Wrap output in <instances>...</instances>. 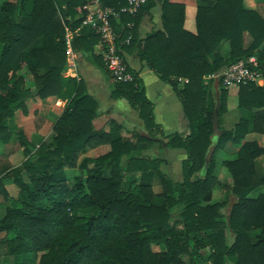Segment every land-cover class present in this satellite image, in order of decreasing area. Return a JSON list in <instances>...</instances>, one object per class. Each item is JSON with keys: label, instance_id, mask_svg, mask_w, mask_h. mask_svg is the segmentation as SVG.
<instances>
[{"label": "trees", "instance_id": "obj_1", "mask_svg": "<svg viewBox=\"0 0 264 264\" xmlns=\"http://www.w3.org/2000/svg\"><path fill=\"white\" fill-rule=\"evenodd\" d=\"M88 1L15 0L0 6V142L16 136L24 155L19 164L0 170V195L6 202L0 250L14 256L16 264H264V175L257 169L264 146L247 139L250 133L264 134V84L239 86L243 114L227 129L222 118L228 87L220 75L256 56L264 79V13L245 7V0H196L193 33L184 27L185 5L161 0L163 27L145 38L139 26L156 0L135 15L111 18L122 49L137 50L182 103L188 133H166L155 120L139 73L131 69L134 80L120 82L107 70L100 35L82 25ZM101 2L115 10L127 5V0ZM67 29L74 33L72 49L90 53L113 79L111 98L126 99L158 141L135 131L124 136L116 120L108 130L95 126L98 101L82 79L65 75ZM49 97L66 104L51 139L34 144L9 120L24 118ZM215 126L220 137L204 171ZM156 142L186 150L180 181L163 171L160 157L145 153ZM229 142L235 156L221 165L232 183L216 174L217 152ZM102 144H109L107 152L81 158ZM67 169L79 172L70 176ZM8 179L19 188L16 197L5 187ZM155 180L160 192L154 190ZM216 187L234 201L214 202Z\"/></svg>", "mask_w": 264, "mask_h": 264}, {"label": "crops", "instance_id": "obj_2", "mask_svg": "<svg viewBox=\"0 0 264 264\" xmlns=\"http://www.w3.org/2000/svg\"><path fill=\"white\" fill-rule=\"evenodd\" d=\"M171 1L183 3L185 5L184 27L187 30L196 33V0ZM258 2L259 1L257 0H245V7L252 9L257 8L256 6L259 5ZM162 15L163 1L156 0V5L150 11H146L143 15L142 21L139 26V36L141 38H145L152 31L162 29ZM246 39L249 40L248 35ZM224 49L225 53H227L229 50L228 43L225 44ZM124 53L130 68L139 73V76L143 79L147 97L154 103L155 120L161 125L163 131H165L166 133H188V120L184 114L182 103L173 87L169 83L163 81L158 76V74L147 65L145 61H142L140 59L137 50H134L132 52L124 50ZM67 72L70 76H75L79 79H82L86 84L88 93L98 101L99 115L95 119V126L97 128L105 127V129L108 130L109 122L111 120H116L123 124L124 128L122 130V134L124 136H131L133 131L139 132L144 136L149 135L144 121L140 118L137 110H135L126 99L115 100L111 98L113 79L110 77V75L102 72V70L92 62L90 53L85 51H75L70 46L68 48ZM262 82L264 84V79ZM238 91L239 87L233 86L228 88L227 110L222 118V125L224 128H232L240 118V110L238 108ZM53 101H55V105L52 104ZM38 105L41 106V113L44 109H47L49 110V113L51 111L59 115L62 112L60 108H64L65 106V101L57 99L56 97H49L47 99L41 100ZM251 134L257 133L248 134V139L249 135ZM263 139L264 138L262 137L261 141H259L258 139L249 140H257L261 145H263ZM156 143L160 145L159 142ZM156 143L151 145L149 149L154 148L157 145ZM178 151H180V159L183 160L184 158H186L187 153L185 149L179 148ZM235 151L236 147L233 144L226 145L225 148L220 150V152L222 153L230 152L229 154H234ZM257 169L259 174L263 176L264 156H261L257 159ZM220 172H223V170H221Z\"/></svg>", "mask_w": 264, "mask_h": 264}, {"label": "rangeland", "instance_id": "obj_3", "mask_svg": "<svg viewBox=\"0 0 264 264\" xmlns=\"http://www.w3.org/2000/svg\"><path fill=\"white\" fill-rule=\"evenodd\" d=\"M5 1H15V0H0V6ZM257 1H259L258 2L259 5H257L256 7L264 13V0H257ZM249 42H250V38L249 40L246 39V44H248ZM67 74L68 72L66 71L65 75ZM30 102H32V100H30L29 103ZM52 104L55 105V101H53ZM65 104H66V101H65ZM62 108L63 107H61L60 110L63 111L64 108L63 109ZM60 114L58 115L57 113H54L51 111L49 113V110L47 109H44L43 112L41 113V106L36 104L35 106H32V108L29 111V114L26 115L24 118L20 117V118L10 119L9 125L16 131L22 128L23 130L26 131V134L28 138L30 139V141H32L34 144H38L42 140L51 139L53 135V128H52L53 124L56 122ZM242 114L243 113L240 111L239 117L242 116ZM262 137L264 138V134L257 133V134L249 135V139H258L259 141H261ZM230 144L232 143L229 142L226 145H230ZM262 144L264 145V139H263ZM109 148H110L109 144L99 145L96 148L90 149L87 153L82 154L81 158H83L84 156H92V157L98 156L100 154L107 152ZM178 150L179 149L165 147L163 144L162 145L157 144L154 148L147 150L146 154L149 156L160 157L164 161L162 164L163 171L168 173L171 177H173L174 178L173 180H181L182 179V159L179 158L180 151ZM229 153L217 152L216 157H217L218 163L216 167V174L220 180L228 181L232 183L233 182L232 176H230L227 168L224 165H221V161L223 159L234 157V154H229ZM23 158H24V155L22 153L21 146L16 136H14L11 139V141L7 143L0 142V170L3 169L4 167H12V166L19 164L23 160ZM221 170H223V172H220ZM78 172H79L78 169H67L66 170V173L70 176L75 175ZM4 183L9 193L12 196L16 197L19 192V188L17 187V185H15L9 179L5 180ZM153 187L156 192L161 191V185L158 183V180H155L153 182ZM225 199H228L230 203L234 201L233 196H228L226 190L220 187H216L214 190L213 201L215 202V201H221ZM5 207H6V202L0 195V218L5 213ZM227 209L228 208H225L224 210L227 211ZM156 249L158 248L156 247ZM16 263H17V259L14 256L7 255L4 250H0V264H16Z\"/></svg>", "mask_w": 264, "mask_h": 264}, {"label": "built area", "instance_id": "obj_4", "mask_svg": "<svg viewBox=\"0 0 264 264\" xmlns=\"http://www.w3.org/2000/svg\"><path fill=\"white\" fill-rule=\"evenodd\" d=\"M149 0H127V5L120 10L104 6L101 0H89L83 6L82 25L88 26L100 35L99 47L103 61L112 78L120 82H130L134 80V72L131 70L124 50L123 42L119 41V34L114 29L111 18L118 17L121 13L135 15ZM73 32L67 29L68 48ZM130 37L126 40L128 43ZM258 61L256 56L248 60H241L231 66L226 67L220 74L224 78L225 87H239L241 84L255 82L263 84V77L257 70ZM215 77V75L211 76Z\"/></svg>", "mask_w": 264, "mask_h": 264}, {"label": "water", "instance_id": "obj_5", "mask_svg": "<svg viewBox=\"0 0 264 264\" xmlns=\"http://www.w3.org/2000/svg\"><path fill=\"white\" fill-rule=\"evenodd\" d=\"M146 137H149L153 140H158V138H155V137H151L149 135H145ZM219 137H220V133L218 131V127L215 126V131L213 133V135L211 136V140H212V143L211 145L209 146L208 150H207V153H206V156H205V165H204V171L207 170V168L210 166L212 160H213V156H214V153H215V150H216V147H217V142L219 140ZM162 144L165 146L166 143L165 142H162Z\"/></svg>", "mask_w": 264, "mask_h": 264}]
</instances>
